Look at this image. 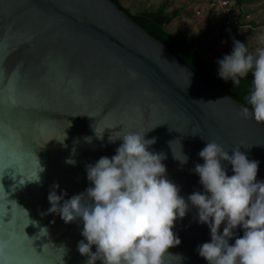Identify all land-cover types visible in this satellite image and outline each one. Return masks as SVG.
Masks as SVG:
<instances>
[{
	"label": "water",
	"instance_id": "water-1",
	"mask_svg": "<svg viewBox=\"0 0 264 264\" xmlns=\"http://www.w3.org/2000/svg\"><path fill=\"white\" fill-rule=\"evenodd\" d=\"M244 104L208 84L114 0H0L5 264H85L78 251L83 221L48 213V193L54 183L66 199L85 192L86 165L113 156L122 143L111 136L155 137L151 149L166 153L167 178L186 199L203 191L193 169L203 163L207 140L226 150L242 146L260 161L257 178L264 179V123L243 118ZM37 168L38 179H31ZM196 212L190 205L176 221L181 243L168 249L164 264H208L196 249L211 240L210 229Z\"/></svg>",
	"mask_w": 264,
	"mask_h": 264
},
{
	"label": "clouds",
	"instance_id": "clouds-1",
	"mask_svg": "<svg viewBox=\"0 0 264 264\" xmlns=\"http://www.w3.org/2000/svg\"><path fill=\"white\" fill-rule=\"evenodd\" d=\"M217 64L219 77L231 80L233 87L251 74V88L240 114L264 123V47L253 54L246 43L233 37L232 51ZM146 132L109 137L113 142L122 139V143L113 156H101L86 165L91 184L85 192L66 199V190L58 194V183L50 186L47 212L59 214L66 223L83 221L84 239L78 251L87 258L85 264H164L168 249L181 243L173 228L190 205L197 210V221L210 229L211 240L196 249L208 264H264V179L257 178L260 161L250 159L242 146L226 150L215 140H207L199 152L203 163L193 169L203 191L186 199L167 178L166 153L151 149L156 138H146ZM174 156L181 163L188 160L183 152L182 156L174 152ZM68 162L75 163L71 158ZM8 197L7 191L0 190V200ZM238 228L243 229L242 236ZM6 259L7 245L0 240V264Z\"/></svg>",
	"mask_w": 264,
	"mask_h": 264
},
{
	"label": "trees",
	"instance_id": "trees-1",
	"mask_svg": "<svg viewBox=\"0 0 264 264\" xmlns=\"http://www.w3.org/2000/svg\"><path fill=\"white\" fill-rule=\"evenodd\" d=\"M123 9L128 11L139 23L147 28L153 35L164 41L179 58L188 64L200 77L212 86L220 87L230 93L239 101L246 102L245 97L249 94L251 88L252 76L243 78L238 86L233 87L232 81H224L218 75V64L209 60L202 53L199 46L193 40V35L188 31H173L168 28L171 23L182 11L183 7H177L173 10H168V3L164 2L158 7L142 8L138 11H133L126 6L122 0H114ZM238 4H245L250 0H236ZM251 23L256 26V23L251 20ZM254 28H246L241 32H236L234 38L242 42H248V39L254 34ZM233 47V39L229 42L226 53H230ZM264 47V44L262 45Z\"/></svg>",
	"mask_w": 264,
	"mask_h": 264
},
{
	"label": "rangeland",
	"instance_id": "rangeland-1",
	"mask_svg": "<svg viewBox=\"0 0 264 264\" xmlns=\"http://www.w3.org/2000/svg\"><path fill=\"white\" fill-rule=\"evenodd\" d=\"M123 3L130 7L133 11H138L142 8H153V7H158L159 5H161L164 1L168 3V10H173L177 7H183L184 10L182 11V14H185V12L187 13L188 10H191V8H193L196 4L195 0H122ZM236 1V0H235ZM250 3H254L257 4V6H251V5H247V8H249V10H251L254 14H256L261 21L264 22V0H250ZM247 2V3H249ZM236 3L238 4V2L236 1ZM205 4L207 5V3L205 2ZM239 5V4H238ZM199 9H197V11L195 13H197V15L201 16L204 15L199 14L198 10H200L203 7H198ZM203 11V9H201ZM179 16L178 18H176L173 22L168 24V28L169 29H173L175 26V23L181 19L182 16ZM209 17V16H208ZM221 15H218L216 17H212V18H208L206 19V23H200L198 26V29L195 31L194 29H189L187 28L186 31L188 32H192L193 35V40L196 43L197 46H199V48L201 49L202 53L204 54V56H206L208 59H210L213 62L217 63V60L222 58L224 54H226V50L227 49H221V47L219 46V44H217L216 48L214 49L213 47H211L214 43H217V41L215 40V38L213 37L212 33H211V27H217L218 30H227L230 31V27H232V25L227 24L226 19L225 18H221ZM219 18V19H218ZM263 18V19H262ZM183 25V24H182ZM184 26H190L188 24L183 25ZM179 28V26H177ZM181 27V26H180ZM237 36V35H236ZM235 37V35L233 36ZM218 41L220 40V35H217ZM251 43L253 45L252 48L249 46V39H248V48L249 51L252 52L253 54L257 53L258 49H260L258 46L260 45L259 43H257L256 41H251ZM256 48V49H255Z\"/></svg>",
	"mask_w": 264,
	"mask_h": 264
},
{
	"label": "crops",
	"instance_id": "crops-1",
	"mask_svg": "<svg viewBox=\"0 0 264 264\" xmlns=\"http://www.w3.org/2000/svg\"><path fill=\"white\" fill-rule=\"evenodd\" d=\"M195 1L198 4H196L193 8H191V10H188V12L187 13L185 12V14H182V15L179 14L176 17V18H178L180 15L182 16L181 19H179L175 23V26L172 29L173 31H186L187 28H189V29L192 28V29H194L196 31L198 29V26H199L200 23L205 24L206 23V19L212 18V17H208L206 14L201 15V16L197 15V13H195V12L197 11V9H199L198 7L206 8V4H205L206 0H195ZM242 5L245 8V12L250 13L252 18H253V21L256 23V26H255V29H254L255 32L249 38V46L252 48L251 45H253V44L251 43V41H253V43H254V41H256L257 43L260 44L258 47L262 48V45L264 44V39H262V37H264V22L261 21V19L256 14H254L251 10H249V8H247V5L257 6V4L249 2V3L242 4ZM182 24L183 25L188 24L190 26L182 27L183 26ZM177 26H179V28ZM236 32H239V31H237V29L235 27H233V26L230 27V31H228V29L227 30H220V29L218 30V28L215 27V26L211 27V33H212L213 37L215 38V40L217 41V43H214L211 47H213L215 49L217 44H219V46L221 47L222 50L223 49H228L229 42L233 39L234 35L236 36ZM190 33L192 35H194L192 32H190ZM218 34L220 35V40L219 41H218V38H217ZM247 46H248V44H247Z\"/></svg>",
	"mask_w": 264,
	"mask_h": 264
},
{
	"label": "built area",
	"instance_id": "built-area-1",
	"mask_svg": "<svg viewBox=\"0 0 264 264\" xmlns=\"http://www.w3.org/2000/svg\"><path fill=\"white\" fill-rule=\"evenodd\" d=\"M206 8L198 10L199 14H206L209 17L221 15L226 19L227 24L232 25L241 32L246 28H254L251 23L253 20L250 13L245 12V8L241 4H237L235 0H206Z\"/></svg>",
	"mask_w": 264,
	"mask_h": 264
},
{
	"label": "snow or ice",
	"instance_id": "snow-or-ice-1",
	"mask_svg": "<svg viewBox=\"0 0 264 264\" xmlns=\"http://www.w3.org/2000/svg\"><path fill=\"white\" fill-rule=\"evenodd\" d=\"M37 170H38V168L32 173V175H31V179H38V176H37ZM19 225V224H18ZM36 251H37V249H36ZM38 252V251H37Z\"/></svg>",
	"mask_w": 264,
	"mask_h": 264
}]
</instances>
